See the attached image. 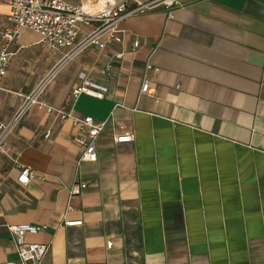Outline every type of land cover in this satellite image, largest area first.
<instances>
[{"label": "crops", "instance_id": "0c3cea01", "mask_svg": "<svg viewBox=\"0 0 264 264\" xmlns=\"http://www.w3.org/2000/svg\"><path fill=\"white\" fill-rule=\"evenodd\" d=\"M180 1L172 16L126 18L121 44L62 65L65 50L36 31L14 42L0 121L60 65L42 99L106 127L97 161L79 162L72 120L30 107L0 152V264L18 261L8 226L19 223L45 225L27 235L50 245L41 264H264V0ZM9 13L0 3L1 28ZM82 72L103 98L74 95ZM122 133L134 140L117 143ZM76 181L88 187L71 195Z\"/></svg>", "mask_w": 264, "mask_h": 264}, {"label": "built area", "instance_id": "2783aa9c", "mask_svg": "<svg viewBox=\"0 0 264 264\" xmlns=\"http://www.w3.org/2000/svg\"><path fill=\"white\" fill-rule=\"evenodd\" d=\"M10 8L6 24L0 28V89L2 81L7 75L12 58V46L20 37L23 30L36 31L42 43L53 49H64L65 53L60 65L79 56L90 48L100 51L110 45H119L123 42L121 22L128 17L151 12L159 7L172 11L181 5L180 0H82L75 3L71 0H0ZM140 44L137 40L134 47ZM125 51L120 50L109 57L106 66L101 69L106 74L112 66L123 59ZM58 65L44 79L36 89L24 96V101L13 114L11 119L0 121V152L7 153L9 137L19 122L23 119L32 105H42L47 111L56 113L61 120L71 119L77 133L73 140L82 147L79 162L97 161L98 138L105 129L106 122H97L93 116L75 115L53 107L42 99L46 85L53 77ZM147 70L159 71V67L147 65ZM81 84L74 89V95L88 93L103 98L108 88L89 80L86 72L80 74ZM150 90V84L144 83L143 92ZM50 135L47 133V136ZM134 140V134L122 133L115 137L117 143ZM32 171L30 167L22 165L18 181L26 184L30 181ZM88 187L86 182L76 181L70 191L71 195H79ZM67 225L82 224V220L67 221ZM45 225L32 223L10 224L9 231L15 236L18 247V261L6 264H41L50 250V245L40 242H29L28 234H38ZM108 245L111 247L112 242Z\"/></svg>", "mask_w": 264, "mask_h": 264}, {"label": "rangeland", "instance_id": "374dc122", "mask_svg": "<svg viewBox=\"0 0 264 264\" xmlns=\"http://www.w3.org/2000/svg\"><path fill=\"white\" fill-rule=\"evenodd\" d=\"M0 28H1V26H0ZM58 69H59V68H58ZM58 69L55 71V73H54L53 77L50 79V81H52V79L54 78V76L57 75V72L59 71ZM60 69H61V68H60ZM55 74H56V75H55ZM50 81L47 83L46 87L50 85Z\"/></svg>", "mask_w": 264, "mask_h": 264}]
</instances>
